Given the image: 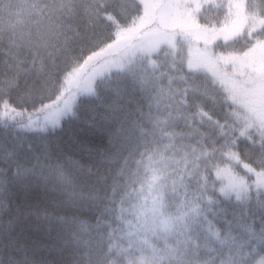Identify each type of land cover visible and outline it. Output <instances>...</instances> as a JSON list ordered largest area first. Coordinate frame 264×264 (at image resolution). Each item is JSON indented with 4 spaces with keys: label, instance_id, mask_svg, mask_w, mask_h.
Instances as JSON below:
<instances>
[{
    "label": "trees",
    "instance_id": "trees-1",
    "mask_svg": "<svg viewBox=\"0 0 264 264\" xmlns=\"http://www.w3.org/2000/svg\"><path fill=\"white\" fill-rule=\"evenodd\" d=\"M200 3L0 0V264H264V190L215 177L264 173L227 80L264 116V0Z\"/></svg>",
    "mask_w": 264,
    "mask_h": 264
},
{
    "label": "rangeland",
    "instance_id": "rangeland-1",
    "mask_svg": "<svg viewBox=\"0 0 264 264\" xmlns=\"http://www.w3.org/2000/svg\"><path fill=\"white\" fill-rule=\"evenodd\" d=\"M173 1V0H170ZM201 1L200 4L211 2L214 5L217 6H224L227 8L228 15H227V25H230L232 31L233 30H241L244 28V26L247 24V19L245 18L243 14V9L240 4V0H198ZM161 18H164L161 16ZM260 21V20H258ZM263 23L259 25L264 24V19L261 20ZM255 25V24H253ZM258 25V26H259ZM224 31V30H223ZM259 52V53H258ZM258 53V54H256ZM255 54L256 56L251 57H263L264 55V43L262 46L257 45L255 47ZM249 58V57H248ZM249 61L243 60V59H236L234 64H240L241 67H244L247 65ZM248 66V65H247ZM101 67L95 69L94 72H99ZM80 70V71H79ZM78 73H76L75 80L73 82V85H80L79 83L82 79L86 78L92 71L91 67L88 68H80ZM220 78V77H219ZM232 80H231V79ZM228 77L227 80L230 82L229 86V93L228 96L230 100H232L237 109L239 111H242V114L237 113L236 117L238 120H242L243 125L245 126V130H251L254 131L258 130L260 134L264 137V116H259L256 114L255 111H251L248 107L246 108L245 103L242 101V95H239V91L234 87V85H231V82H235V77ZM235 85L238 86V84L235 82ZM239 87V86H238ZM69 99L68 95L62 96L61 103L58 105H55L57 107L56 111H59L63 108V104H66L67 100ZM54 104L52 105V107ZM262 111H264V107L261 108ZM51 108H44L43 110H40L39 113L31 114L30 116L26 115V118H29L27 120V126H34L38 122L41 124V126H45V124L52 118H56L53 114H51ZM0 116L3 118L8 119H15L17 116H19V113H12L11 108L8 105H3L0 109ZM244 173H246L245 176H239L234 171H232L228 167H222L218 169L215 172L216 179L220 182V188L219 193L223 196L227 197H234L235 199L240 197L243 193L246 194L250 189L253 190H264V173H258L253 172L249 170L247 167L242 165Z\"/></svg>",
    "mask_w": 264,
    "mask_h": 264
},
{
    "label": "snow or ice",
    "instance_id": "snow-or-ice-1",
    "mask_svg": "<svg viewBox=\"0 0 264 264\" xmlns=\"http://www.w3.org/2000/svg\"><path fill=\"white\" fill-rule=\"evenodd\" d=\"M37 179H42L45 184L48 183V176H46V175L38 174L37 175ZM52 190H55V188H53ZM64 191H65V194L69 197V200H71L72 202H75V199L77 197V193L75 191V188L73 187L71 190H69L67 187H65L64 188ZM65 203H68V201H65ZM32 214L35 215L36 213L33 212ZM40 218L41 219H45V220H47L49 222H51L52 219H53V217L51 216V214H47V215L41 214L40 215ZM59 219L62 220L63 217H60Z\"/></svg>",
    "mask_w": 264,
    "mask_h": 264
}]
</instances>
